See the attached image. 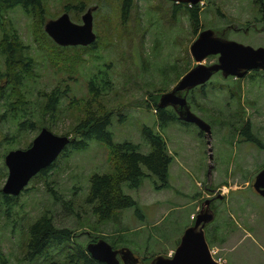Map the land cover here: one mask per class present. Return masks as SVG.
I'll list each match as a JSON object with an SVG mask.
<instances>
[{
    "label": "rangeland",
    "instance_id": "obj_1",
    "mask_svg": "<svg viewBox=\"0 0 264 264\" xmlns=\"http://www.w3.org/2000/svg\"><path fill=\"white\" fill-rule=\"evenodd\" d=\"M78 1L83 9L76 11L74 5ZM132 2L124 24L119 22V0H42L41 20L20 7L0 12V27L12 25L24 46L23 52L32 59L30 76L18 87L9 88L0 81V188L6 175L4 154L25 148L41 128L17 133L16 115L12 117L7 111L8 103L21 96L18 115L35 111L40 116L38 109L44 102V93L56 87L65 95L58 100L55 119L48 122L43 117L41 122L51 132L67 133L71 138L69 131L83 111L98 107L101 113L109 114L107 129L113 142L127 140L146 153L149 148L140 132L145 125L160 133L171 157L165 188L154 189L157 180L153 176L142 177L137 188L122 183V192L135 200L137 212L132 207L121 209L112 219L96 223L83 197L91 173L110 171L106 145L91 139L83 150L58 154L54 167L44 178L33 175L6 211L0 206V252L4 264H68L64 259L66 248L69 252L74 244L85 248L90 235H111L121 242L119 247H127L138 258L136 264L141 259L149 263L154 255L171 254L182 230L192 223L200 202L209 197L213 218L203 232L214 257L222 264H264V199L251 187L255 173L264 166L261 72L249 71L240 78L222 77L216 72L201 91L197 87L192 90L198 104L190 110L210 126L208 173L202 132L191 123L177 120L158 129L148 95L163 85L169 89L173 73L186 64L194 65L188 46L203 28L252 47H264V13L259 0H201L193 35L183 13L170 17L171 1ZM64 5H69L67 15L74 23H80L86 8L96 5L91 11L94 48L59 46L43 32V23L64 12ZM214 61L215 55H209L202 63ZM173 64L176 67L170 68ZM98 68L106 71L112 85L93 97L87 90V81ZM244 121H248L260 147L242 140L238 129ZM141 171L147 174L143 166ZM47 188L55 192V202ZM42 211L49 212L56 227L68 228L72 238L65 245H50L44 256L29 259L24 247L26 227Z\"/></svg>",
    "mask_w": 264,
    "mask_h": 264
},
{
    "label": "trees",
    "instance_id": "obj_2",
    "mask_svg": "<svg viewBox=\"0 0 264 264\" xmlns=\"http://www.w3.org/2000/svg\"><path fill=\"white\" fill-rule=\"evenodd\" d=\"M132 4V0H119L118 17L120 24H124ZM82 6L81 1H78L77 5H74L76 11L83 9ZM15 7H20L23 12L36 15V17L41 20L43 13L42 0H0V12H5ZM69 10V5L63 6L64 12L67 13ZM169 12L171 18H174L178 13H183L191 30V34L193 35L196 32L199 18L197 4L187 5L185 3L171 2ZM0 28V56L2 57L3 63V70L0 71V81H5V85L9 88H11V86L18 87L24 78L30 76L32 59L27 53L23 52L24 46L12 25H8L7 28L3 26ZM213 31L216 34L223 36L221 32L218 33L215 30ZM95 43L96 39L88 45V48H94ZM169 67L174 68L176 67V64L170 65ZM189 68L190 67H188L187 64L185 67H180V70L173 73L171 83L174 84ZM163 72H166V70L162 71V73ZM260 72L262 74L261 78H264V69ZM164 76L167 78L166 75ZM111 85L112 82L110 76L106 71L98 68L88 77L87 90L93 97H98L101 95V92L110 89ZM203 86L204 83L196 87L201 91ZM1 89L2 87L0 83V94ZM193 89L194 87L186 94V101L189 104V108L198 104L192 96L191 92ZM166 90H168V87L163 85L160 86L155 93L148 94L156 116V122H158V129H161L163 125L169 121H180L171 107L166 106L158 108L156 106L158 96ZM63 92L64 91H60L58 87H56L52 88L47 93H44V102L42 103L41 109H38L40 116H37L35 111L29 114L23 113L22 115H18V112L21 109L18 106L23 103L21 96L17 97L14 102L8 103L7 111L12 117L16 115L14 117L16 120V132L18 133L20 130L24 129L34 130L43 127L44 124L41 123L43 117H46L48 122L53 121V119H55L54 112L57 109L58 100L65 95ZM108 124V112L101 113V111L98 110V107L94 109L86 108L83 111L82 117L76 121L69 131L72 134L71 140L59 153V156H65L69 150H83L87 146V141L91 139L102 142L106 145L108 150L107 160L111 166L110 171L91 173L88 177V189L83 197V203L88 207L89 212L95 218L96 223H104L112 219L115 212L121 209L132 207L134 208V211L137 212V204L135 200L131 196L122 192L121 184L125 183L130 188H137L142 177L153 176L157 180V182L153 183V188H165L167 186V168L171 161V157L166 150L165 141L158 131L145 125L141 127V136L149 148L146 153H142L138 150V145L130 141L123 140L121 142H113L111 140V133L107 129ZM45 127L49 129L48 125ZM238 133L242 136L244 142H249L260 147V142L252 133L248 121H244L241 124ZM66 134L67 133H64V135ZM55 161L56 159H54L47 167L39 170L34 175V178H44L48 171L54 167ZM141 166L146 169L147 174H144L141 171ZM3 174H5V172ZM23 189L24 188L21 190ZM47 191L55 202L58 199L55 192L50 188H47ZM13 200L14 196L3 194L0 191V206L2 205L5 211ZM71 234V231L66 227H56L52 223L49 212L42 211L26 227V240L24 243L25 255L29 259L44 256L50 245H65L70 241L72 238ZM105 237L104 235H90L88 241L92 242L96 239L102 238L109 243V239H111V247H119L117 244L121 243L120 241L115 240L111 235ZM207 243L209 245L208 241ZM66 249L64 259L68 264H103L93 260L85 251L84 246L74 244L69 249L70 252L68 251V248ZM4 263L5 259L0 252V264ZM147 263L146 259H141L140 264ZM48 264L63 263L49 261Z\"/></svg>",
    "mask_w": 264,
    "mask_h": 264
},
{
    "label": "water",
    "instance_id": "obj_3",
    "mask_svg": "<svg viewBox=\"0 0 264 264\" xmlns=\"http://www.w3.org/2000/svg\"><path fill=\"white\" fill-rule=\"evenodd\" d=\"M187 5L199 4L201 0H167ZM86 8L80 15V23L69 20L66 12L43 25L45 34L59 46H86L95 40L91 29V11ZM188 52L194 61L186 72L166 91L160 93L156 101L158 108L169 106L176 117L193 124L202 132L207 145V173L211 166L210 126L194 114L186 101L187 92L205 83L211 75L219 72L222 77H242L252 69H264V47H252L216 34L210 28H203L196 33L188 46ZM215 55V61L204 64L203 59ZM71 140L66 135L55 134L41 127L25 148L8 150L3 156L6 175L0 188L1 193L15 196L27 184L28 180L39 170L47 167ZM253 190L264 199V166L254 175L251 183ZM219 198L221 195H215ZM210 199L200 202L199 209L190 225L186 226L173 248L171 254L154 255L148 264H222L210 254L205 241L203 227L213 218L209 208ZM85 251L95 261L103 264H136L138 258L125 246L112 248L104 239L87 242Z\"/></svg>",
    "mask_w": 264,
    "mask_h": 264
},
{
    "label": "flooded vegetation",
    "instance_id": "obj_4",
    "mask_svg": "<svg viewBox=\"0 0 264 264\" xmlns=\"http://www.w3.org/2000/svg\"><path fill=\"white\" fill-rule=\"evenodd\" d=\"M253 1V0H252ZM263 2L262 1H260L259 0V2H258V6H259V8L261 9V11H262V13H264V6H263ZM91 7H93V10L96 8V5H93V6H91ZM91 7H88V8H91ZM85 11V10H84ZM45 23V22H44ZM44 23H43V25H44ZM43 25H42V29H43ZM43 32H44V30H43ZM45 33V32H44ZM225 38V37H224ZM95 39H96V36H95ZM95 41V40H94ZM90 45V44H89ZM67 46H69V45H67ZM75 46H79V45H75ZM86 46H88V45H86ZM215 58H216V56H215ZM262 69H252V70H249L250 72H256V71H261ZM249 71H247V72H249ZM246 72V73H247ZM245 73V74H246ZM244 74V75H245ZM243 75V76H244ZM263 167V166H262ZM260 169V168H259ZM258 169V170H259ZM252 187V186H251ZM253 189V188H252ZM254 191V190H253ZM255 192V191H254ZM256 193V192H255ZM257 194V193H256ZM258 195V194H257ZM260 196V195H259ZM208 199H210V202H211V200H212V197H209ZM210 202H209V208L211 209V207H210ZM211 211L213 212V210L211 209ZM206 225V224H205ZM204 228V227H203Z\"/></svg>",
    "mask_w": 264,
    "mask_h": 264
},
{
    "label": "built area",
    "instance_id": "obj_5",
    "mask_svg": "<svg viewBox=\"0 0 264 264\" xmlns=\"http://www.w3.org/2000/svg\"><path fill=\"white\" fill-rule=\"evenodd\" d=\"M209 252H210L211 256H212L216 261L220 262V259H219L218 257H217V258L214 257V251H213V249H209Z\"/></svg>",
    "mask_w": 264,
    "mask_h": 264
}]
</instances>
